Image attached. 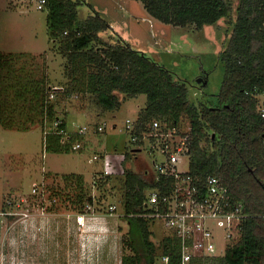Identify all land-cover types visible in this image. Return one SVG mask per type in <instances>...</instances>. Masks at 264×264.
<instances>
[{
  "label": "trees",
  "instance_id": "1",
  "mask_svg": "<svg viewBox=\"0 0 264 264\" xmlns=\"http://www.w3.org/2000/svg\"><path fill=\"white\" fill-rule=\"evenodd\" d=\"M44 1L47 33L59 42L68 80L55 86L46 76L38 78L32 68L27 70L31 64L0 54V126L18 132L38 126L47 152L69 153L90 128L96 135L103 134L107 124L85 125L87 133L78 136L76 131L82 126L75 124L71 129L68 115L59 116L61 101L87 95L101 115L119 110L126 100L145 96V106L128 133L129 143L132 135L137 140L122 156L121 219L126 223L132 255L122 256L121 264H158L163 256L168 257V264L180 260L176 238L157 239L155 220L142 217L152 211L146 204L147 192L157 188L164 194L172 185L171 178L154 171L155 151L144 148L143 137L152 134L150 126L155 121L187 135L190 175L218 177L243 205L246 218L239 234L215 259L222 264H264V118L260 115L264 106L258 101L264 97V0H238L236 5L231 0H140L151 17L166 25H194L199 30L225 24L226 36L217 53L224 78L215 101L205 98L203 87L192 91L191 82L131 49L96 12L81 9L83 0ZM183 118L188 122L184 132L178 127ZM56 121L57 128L67 132L65 137L55 134ZM149 140L154 143L153 136ZM96 177L93 185L101 196L78 192L75 198L68 193L62 197L75 212L89 204L95 213H107L109 205L102 206L103 189L112 174ZM61 178L65 185L76 179L77 189L83 183L79 175ZM62 193L53 190L48 198L60 201Z\"/></svg>",
  "mask_w": 264,
  "mask_h": 264
},
{
  "label": "rangeland",
  "instance_id": "2",
  "mask_svg": "<svg viewBox=\"0 0 264 264\" xmlns=\"http://www.w3.org/2000/svg\"><path fill=\"white\" fill-rule=\"evenodd\" d=\"M38 1L0 0V54L20 58V63L31 64L27 70L32 68L38 78L44 75L53 85L60 86L68 80L64 70L66 58L59 50V42H53L47 33V13L44 9H36ZM83 1V11H95L110 26L111 33L132 49L144 52L181 80L193 82L206 74L208 82L203 86V95L215 101L224 78L217 53L226 36L225 24L218 22L199 30L194 25L182 28L153 19L140 0ZM231 1L234 5L238 2ZM191 90L197 91L196 88ZM258 101L264 106L263 96ZM144 106L145 96L142 95L124 101L113 113L99 115V110L93 107L87 95L61 101L59 116L65 118L68 115L69 128H75V124H107L103 134L96 135L90 128L82 140L83 149L78 152H47L38 126L27 132L6 130L0 126V264H121L122 256L132 255L127 242L126 223L121 219L122 156L132 148L124 125L125 120H133ZM178 127L185 131L187 120L181 119ZM94 156L98 159L93 160ZM187 163V158H182L180 169L186 170ZM103 169L112 174V181L103 189L105 202L102 206L115 205L116 214L104 217L106 223L100 225L101 232L83 230L81 236L71 215L75 211L62 197L68 193L75 198L78 192L101 196L103 193L97 191L93 179ZM73 174L82 178L83 183L78 189L76 179L68 185L61 182L62 176ZM40 182H44L45 187L42 188L49 189L45 193L46 198L53 190L59 194L63 192L60 201L55 202L51 211L46 210L44 215H36L40 201L31 199L33 184L39 185ZM21 199H27L30 204L21 203ZM8 201L19 206L11 212L32 213L33 218L1 214L7 209ZM43 203L45 206L49 204L48 200ZM154 224L153 232L157 239L169 234L162 221ZM214 232L222 250L220 234L217 230ZM88 238L98 239L90 244L89 251L86 250L90 243ZM219 257H198L194 264H222L215 259ZM158 264H162L161 261Z\"/></svg>",
  "mask_w": 264,
  "mask_h": 264
},
{
  "label": "built area",
  "instance_id": "3",
  "mask_svg": "<svg viewBox=\"0 0 264 264\" xmlns=\"http://www.w3.org/2000/svg\"><path fill=\"white\" fill-rule=\"evenodd\" d=\"M44 3V0H39L36 9L42 10ZM52 97L50 96V98ZM260 115L264 118V109H261ZM58 124L56 121L53 125L56 129L55 134L65 137L67 132L58 129ZM124 128L130 134L133 130V121L125 120ZM101 129V127L98 128V130ZM150 130L152 134L143 137L144 148L155 151L158 160L153 163V169L158 175L171 178L172 185L168 187L169 191L164 194L157 188L147 192L146 204L152 211L142 214V217L152 218L155 220L154 223L162 221L163 228L176 238L180 257L178 264H194V260L198 257L216 256L221 252V249L214 230L219 232L223 247L229 244L239 234L242 221L246 218L242 203L231 196L228 188L218 177L192 176L189 174L188 163L186 170L180 169L182 158H187V135H179L175 127L162 128L157 121L151 123ZM86 133V126H82L76 131L78 136H84ZM150 136L154 137V143L150 142ZM136 140V136H130L132 144H135ZM79 149H81V143L76 142L72 146V150ZM137 149L141 150L140 147ZM97 159V156L93 157V160ZM107 174L108 171L105 170L99 177L103 178ZM43 183L33 184L31 189L32 201H40L36 215H44L46 210L51 211L54 203L58 202L56 198L49 199L50 195L47 196L48 199L46 198L45 193L49 189L42 188L45 187ZM46 200L49 202L47 206L43 203ZM20 202L25 203L28 200L21 199ZM33 205L36 206L35 203ZM18 207V204L15 205L8 201L7 209L1 214L10 217L19 215L25 219L33 218L32 213L11 212L14 210L13 208ZM115 214V205H109L106 214H98L95 213L92 205L85 204L82 212H74L71 215L76 230L82 236L83 230H99L101 232V228H93V222L99 217ZM69 217L70 215H67V218ZM169 234L167 235L169 236ZM82 251L85 250L82 249ZM160 261L162 264H168V257L163 256Z\"/></svg>",
  "mask_w": 264,
  "mask_h": 264
},
{
  "label": "crops",
  "instance_id": "4",
  "mask_svg": "<svg viewBox=\"0 0 264 264\" xmlns=\"http://www.w3.org/2000/svg\"><path fill=\"white\" fill-rule=\"evenodd\" d=\"M82 140L84 139V138H81ZM81 140V149L79 150V151H82V149H83V141ZM44 144H45V142H44ZM44 149H45V147H44ZM46 150V149H45ZM73 152V151H72ZM75 152H78V151H75ZM44 158V156L42 155V159ZM104 170L105 169H103V172H104ZM43 172H45L44 170H43ZM103 172L102 173H98V174H96V176H100V175H102L103 174ZM46 173H48V172H46ZM95 176V178H97ZM94 178V177H93ZM95 178L93 179V182H94V180H95ZM105 216H103V217H99L97 220H95L94 222H93V228L95 227V228H99L100 227V225H105V223H106V220H105V218H104ZM74 226H75V224H74ZM105 228V227H104ZM91 231H94V232H97V231H95V230H91ZM107 231H108V229H107ZM94 232H92V234L94 233ZM89 240H90V243L88 244V246L86 247V250L87 251H89V250H91L89 247H90V244L92 245V243L94 242V240L96 241V240H98L97 238H95V239H90V238H88L87 239V242H89Z\"/></svg>",
  "mask_w": 264,
  "mask_h": 264
},
{
  "label": "flooded vegetation",
  "instance_id": "5",
  "mask_svg": "<svg viewBox=\"0 0 264 264\" xmlns=\"http://www.w3.org/2000/svg\"><path fill=\"white\" fill-rule=\"evenodd\" d=\"M84 2V1H83ZM85 3V2H84ZM95 12V11H94ZM153 18V17H152ZM154 19V18H153ZM156 20V19H155ZM172 26V25H171ZM110 27V26H109ZM110 30H111V28H110ZM111 32H112V30H111ZM115 34V33H114ZM131 48V47H130ZM132 49V48H131ZM133 50H136V51H139V50H137V49H133ZM139 52H142V51H139ZM142 53H144V52H142ZM149 57V56H148ZM152 59V58H151ZM200 78V76H198L195 80H197V79H199ZM193 81V82H191V84H192V86H194L195 88H202L204 85L202 84V82H203V80L200 82V83H196V81Z\"/></svg>",
  "mask_w": 264,
  "mask_h": 264
},
{
  "label": "water",
  "instance_id": "6",
  "mask_svg": "<svg viewBox=\"0 0 264 264\" xmlns=\"http://www.w3.org/2000/svg\"><path fill=\"white\" fill-rule=\"evenodd\" d=\"M202 80H203L202 84L206 85L208 82V76L204 73L202 75H200V78L195 80V81H196V83H200ZM212 137H214V135H212Z\"/></svg>",
  "mask_w": 264,
  "mask_h": 264
}]
</instances>
